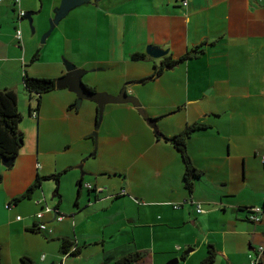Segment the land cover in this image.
I'll use <instances>...</instances> for the list:
<instances>
[{
    "label": "crops",
    "instance_id": "1",
    "mask_svg": "<svg viewBox=\"0 0 264 264\" xmlns=\"http://www.w3.org/2000/svg\"><path fill=\"white\" fill-rule=\"evenodd\" d=\"M61 2L0 0V90H26L25 72L61 78L67 59L87 70L86 85L116 96L129 82L152 77L162 64L165 57L148 55L149 46L168 49L167 56L174 58L199 46L204 51L127 87L151 117L167 124L162 128L165 137L155 134L135 105L109 107L107 120L118 125L109 138L131 142L133 149H110L113 159L106 156L99 168L76 176L75 207L63 209L61 202L62 221L55 212H45L42 222L51 232L31 230L40 222L37 213L50 207L40 193L35 190L29 199L12 201L38 175L59 170L42 166L40 149L36 154L21 150L11 167L0 164L4 264H23L24 256L35 264H123L120 259L132 253L142 258L130 264H167L175 258L177 264H200L209 245L218 252L213 264H251V256L264 246V215L259 222L248 219V208L264 207V0L93 1L72 10L56 26L55 37L45 41L49 47L40 51V65L25 70L22 57L28 59L31 51L32 56L39 39L27 33L19 11L34 12L41 35ZM19 27L22 41L15 37ZM135 53L147 57L134 60ZM44 54L53 58L42 60ZM59 94L53 97L55 104L70 120L77 95ZM122 110L129 116L115 115ZM196 122L207 128L187 142L194 165L203 173L190 192L182 154L166 137ZM198 204L204 212H198ZM64 240L76 241L81 253L73 254L75 245L65 252Z\"/></svg>",
    "mask_w": 264,
    "mask_h": 264
},
{
    "label": "rangeland",
    "instance_id": "2",
    "mask_svg": "<svg viewBox=\"0 0 264 264\" xmlns=\"http://www.w3.org/2000/svg\"><path fill=\"white\" fill-rule=\"evenodd\" d=\"M24 22L28 25L27 33L30 34L33 39H39V43L37 45L38 47L33 49L32 56H34L38 51H45L50 45V42H46L45 44L42 43V38L46 32L40 35L37 22H33V24H31L27 19H25ZM32 27L35 29L34 32ZM55 31L56 29H54L48 40L55 37ZM21 46L23 47L22 44ZM31 52L28 53V59L27 56L25 58V55L22 57V62L24 63L23 67L25 70L27 68V70H29L32 67H35L34 65H40L37 63H41L40 61L37 62L38 60L33 62L35 64L31 62ZM52 58L53 57L45 54L41 56L42 60ZM59 93H61V95H65L69 93V90H61L57 88L53 92L51 91L43 95L41 104L42 114L38 111L39 116L37 118L33 117L30 113V105L33 109L38 107L37 96H33V98H31V94L27 90H21L18 93L19 108L24 116L20 123V129L24 133L25 144L22 150H25L27 154L28 152L36 154L37 149H40V151L43 152V160L41 161L42 166L46 165L47 168H51V170H55L54 168H57L59 171H62L65 170V168H69L68 173L61 176L59 184L55 180L45 179L43 180L42 187L37 189L35 194L37 195V193H40L42 201L45 203L47 202L48 205L53 208V206L59 201V196L56 194L58 190L59 194L62 196L63 209H71L72 207H75V203L78 198L76 176L89 174L86 172L87 168H99V165L106 158V156L113 159L109 153L110 149H133V144L131 142L127 143L121 141V139H115L113 137L115 136V131H118V125L112 120H107L110 117L109 107H112V104H109L108 108H106L103 123L98 129L96 126L98 103L96 101L84 100L81 106H77L73 108V110L71 109L73 115L71 119L68 120L65 117V113L61 105L55 104L53 97L60 95ZM47 99H49V101H47ZM77 108L79 111H77ZM115 115L128 117L129 113L122 110L115 112ZM39 122L40 125L38 124ZM166 125L167 124L162 125L161 123H158L162 132V128ZM95 132H97L98 135L97 139L93 136ZM111 134L113 135L112 139L109 138ZM96 152L97 156H94ZM45 153L47 154L44 155ZM47 168L45 167V172ZM86 177L88 178L89 176ZM42 210H44V208ZM179 264H183V262Z\"/></svg>",
    "mask_w": 264,
    "mask_h": 264
},
{
    "label": "trees",
    "instance_id": "3",
    "mask_svg": "<svg viewBox=\"0 0 264 264\" xmlns=\"http://www.w3.org/2000/svg\"><path fill=\"white\" fill-rule=\"evenodd\" d=\"M202 47L203 46H199L196 49L189 51L186 55L180 58H174L173 55L166 56L162 64L156 66L155 75L158 76L165 70L173 68L179 63L202 53L204 51ZM39 56L40 51L36 52V54L32 58V61L36 62L39 59ZM146 57V54L135 53L133 59L142 60ZM24 86L25 89L31 94V98H33V96H37L38 98V107L36 109H33L30 105V113L33 112V110L38 112L42 104L43 95L57 89V79L48 77H33L25 72ZM89 88L96 91V89L92 87ZM23 118L24 116L19 108L18 93L11 89L0 90V162L3 158L17 159V157L21 153V150L24 148V133L20 129V123ZM205 128H207L206 124L196 122L189 124L181 133L174 135L173 137H166V140L173 143L182 154L185 164L184 184L190 192H192L195 188L196 179L201 177L203 173L194 165L192 158L188 152L187 142L188 139L191 138V136L194 134V132ZM61 176L62 172L53 173L48 176L38 175L35 182L22 195L14 198L12 202L18 203L22 200L31 198L34 191L42 187L43 180L45 179L55 180L59 184ZM1 180L2 174L0 173V181ZM56 194L59 196V205L55 207V210L60 215L62 196L61 194H59L58 190ZM31 230L36 231L38 230V228H33ZM73 245L77 246L73 254H80L81 248H79V246L76 244V241L71 240H64V251L69 252ZM217 255L218 252L216 248L213 245H209L207 256L203 261L200 262V264L215 263ZM141 258L142 255L140 253H132L122 257L120 259V262L123 264H130L140 260ZM22 263L35 264L34 261L28 256H24L22 258ZM0 264H4L1 254Z\"/></svg>",
    "mask_w": 264,
    "mask_h": 264
},
{
    "label": "water",
    "instance_id": "4",
    "mask_svg": "<svg viewBox=\"0 0 264 264\" xmlns=\"http://www.w3.org/2000/svg\"><path fill=\"white\" fill-rule=\"evenodd\" d=\"M93 1H100V0H62L59 9L56 11V15L53 19H51L50 29L45 33L44 37L42 38V43H45L46 39L52 34L56 26L66 18L69 13L74 10L75 8L91 3ZM34 12L29 11L27 12L24 19L30 21L33 24V17L32 15ZM33 32L35 31L34 27H32ZM147 54L156 58L160 59L166 57L169 54V50L163 49L160 47L149 46L147 49ZM67 73L62 76L61 78L57 79V88L64 90L68 89L70 92H74L78 96L77 105L81 106L84 100L96 101L98 103V118H97V128H99L102 124L105 107L108 104H133L138 107L140 114L146 119L147 123L152 126L154 129L155 134L161 138L165 137V134L161 131L158 126V121L156 118L151 117L146 109L142 107L141 101L138 97L132 96L128 94L127 87L131 86L134 82L136 83H144L146 80L154 79L155 76H152L147 79H143L140 81H132L129 82L126 87H124L119 95L113 96L106 92L94 91L91 90L83 80L84 75L86 74L87 70L78 67L73 62L65 59L64 60ZM93 136L97 139V132L93 134ZM97 147V143H96ZM16 159H8L3 158L1 163L6 167H11L14 165ZM190 250L186 251V254H189ZM179 262V258L172 259L167 264H177Z\"/></svg>",
    "mask_w": 264,
    "mask_h": 264
},
{
    "label": "built area",
    "instance_id": "5",
    "mask_svg": "<svg viewBox=\"0 0 264 264\" xmlns=\"http://www.w3.org/2000/svg\"><path fill=\"white\" fill-rule=\"evenodd\" d=\"M19 1L20 0H16V2H19ZM25 16H26L25 11H19V18L20 19L24 18ZM16 38L19 41H22V39H23V33H22V30L20 27L16 30ZM31 114L35 118H37L39 116V113L37 111L31 112ZM86 186L90 189H94L93 186H91L89 184H86ZM96 190L104 191L105 189L97 187ZM122 193L125 194L126 190H124ZM45 206L46 207H44L43 211H40L37 213V219L40 221L37 228L40 232H45V231L51 232L52 230L49 229L48 225L46 223L42 222V219L45 216V212H53L54 211L56 219L59 221H62L65 217H64V215H61V214L59 215L55 209L50 208L47 205H45ZM179 207H180L179 205H176V208H179ZM197 207H198L199 213L204 212V210L202 209V206L200 204H198ZM248 211H249L248 219L250 221L259 222L262 220V216L264 215V207L254 206V207H250L248 209ZM18 219L20 220V219H22V217L18 216ZM71 250L75 251L76 248H72ZM263 257H264V246H261V247H259L257 254L255 256H251L250 262H251V264H263Z\"/></svg>",
    "mask_w": 264,
    "mask_h": 264
},
{
    "label": "clouds",
    "instance_id": "6",
    "mask_svg": "<svg viewBox=\"0 0 264 264\" xmlns=\"http://www.w3.org/2000/svg\"><path fill=\"white\" fill-rule=\"evenodd\" d=\"M27 14V13H26ZM32 115V114H31ZM55 218H56V216H55ZM39 231V230H38Z\"/></svg>",
    "mask_w": 264,
    "mask_h": 264
},
{
    "label": "bare ground",
    "instance_id": "7",
    "mask_svg": "<svg viewBox=\"0 0 264 264\" xmlns=\"http://www.w3.org/2000/svg\"><path fill=\"white\" fill-rule=\"evenodd\" d=\"M153 76H155V74H154ZM155 77H156V76H155Z\"/></svg>",
    "mask_w": 264,
    "mask_h": 264
}]
</instances>
